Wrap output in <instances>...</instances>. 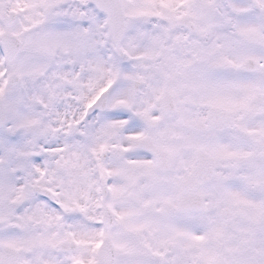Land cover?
<instances>
[{
	"label": "snow or ice",
	"instance_id": "snow-or-ice-1",
	"mask_svg": "<svg viewBox=\"0 0 264 264\" xmlns=\"http://www.w3.org/2000/svg\"><path fill=\"white\" fill-rule=\"evenodd\" d=\"M0 264H264V0H0Z\"/></svg>",
	"mask_w": 264,
	"mask_h": 264
}]
</instances>
